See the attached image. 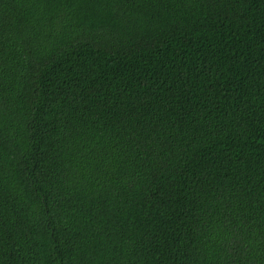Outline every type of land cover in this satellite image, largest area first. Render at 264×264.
I'll use <instances>...</instances> for the list:
<instances>
[{"label":"trees","instance_id":"16d2710c","mask_svg":"<svg viewBox=\"0 0 264 264\" xmlns=\"http://www.w3.org/2000/svg\"><path fill=\"white\" fill-rule=\"evenodd\" d=\"M0 264H264V0H0Z\"/></svg>","mask_w":264,"mask_h":264}]
</instances>
